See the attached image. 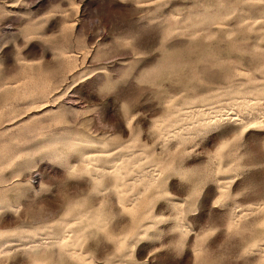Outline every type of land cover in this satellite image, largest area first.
<instances>
[{"label":"rangeland","instance_id":"1","mask_svg":"<svg viewBox=\"0 0 264 264\" xmlns=\"http://www.w3.org/2000/svg\"><path fill=\"white\" fill-rule=\"evenodd\" d=\"M0 264H264V0H0Z\"/></svg>","mask_w":264,"mask_h":264}]
</instances>
